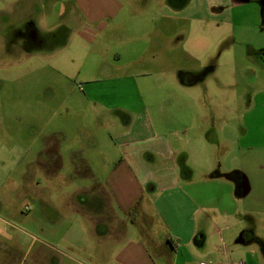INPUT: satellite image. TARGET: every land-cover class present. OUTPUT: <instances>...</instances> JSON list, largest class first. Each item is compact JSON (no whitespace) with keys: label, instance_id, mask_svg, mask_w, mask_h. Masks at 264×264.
Listing matches in <instances>:
<instances>
[{"label":"rangeland","instance_id":"obj_1","mask_svg":"<svg viewBox=\"0 0 264 264\" xmlns=\"http://www.w3.org/2000/svg\"><path fill=\"white\" fill-rule=\"evenodd\" d=\"M59 3L62 0H0V214L9 220L12 235L0 242V264H120L119 252L128 237L99 239L98 235L108 233L94 231L91 219L76 211L77 206L81 210L86 206L92 186L108 170L102 163L106 154L100 151L107 148L113 157L118 156L116 136L123 125L118 120L116 126L109 123L112 117L100 101L110 99L128 108L133 102L128 101L130 96H142L144 105L141 102L136 108L145 106L150 121L167 132L181 131L190 123L189 108L204 116L201 122L205 125L207 117L210 119L208 129L214 121L219 128L218 118L229 112L225 106L249 74L244 69L242 77L239 70L250 62L227 52L214 68L202 69L206 62L203 49H210L213 64L214 54L218 55L215 51L230 42L234 45L235 40L216 46L214 34L209 37L208 29L197 30V23L182 14L178 28L191 31V35L184 38L186 32L180 31L179 46L164 56L168 63L145 61L117 69L116 52L122 51L119 56L124 61L129 46L121 44L109 28L93 40L87 38L79 27L92 28V24L79 21L70 14L69 6ZM262 26L260 22L258 29L264 36ZM29 29L36 31L37 39L25 42L22 34ZM252 36L255 38V33ZM136 44L139 47L134 53L139 54L146 43ZM197 52L202 61L195 64ZM197 67L202 76L198 80L189 75ZM115 74L130 76L127 80L135 81L134 85H114L110 78ZM176 90L177 101L166 104V96ZM188 94L193 96L192 107L185 101ZM212 147L215 160L222 161L218 148ZM56 150L59 164L48 166L44 160ZM75 154L86 164L75 166ZM227 163H232L230 156ZM50 217L56 222L52 219L49 223ZM109 220L127 236L135 234L127 219L109 216ZM251 244L258 255L249 256V264H264V239L256 233L247 244L237 247ZM234 254L226 258L228 264L235 261Z\"/></svg>","mask_w":264,"mask_h":264},{"label":"crops","instance_id":"obj_2","mask_svg":"<svg viewBox=\"0 0 264 264\" xmlns=\"http://www.w3.org/2000/svg\"><path fill=\"white\" fill-rule=\"evenodd\" d=\"M59 5L69 6L70 14L92 24V28L79 27L87 38L93 40L109 28L121 44L129 46L124 61L119 56L122 51L116 52L120 61L117 69L145 61L168 63L164 56L179 46L180 31L186 32L184 38L191 35V31L178 28L177 21L183 15L197 23V30L208 29L209 37L214 34L216 46L234 38L235 44L230 42L220 57L228 52L245 59L250 63L243 64L239 72L242 77L244 69L249 74L225 106L229 112L218 118L219 128L214 121L208 129L210 119L207 117L205 125L201 122L204 116L189 108L190 123L181 131L175 128L167 132L150 121L145 106L136 108L141 102L144 105L142 96H130L133 107L129 109L110 99L100 101L112 117L109 123L116 126L118 120L123 125L116 136L118 156L113 157L107 148L100 151L106 154L102 163L108 166L103 179L98 178L93 185H98L103 195L96 197L94 204L101 223L96 225L97 216L82 207L77 206L76 211L91 219L94 231L108 233L97 234L99 239L128 237L116 259L120 264H228L226 258L236 251L240 253L234 254L236 259L229 264H249V256L256 257L258 249L253 244L243 249L237 246L247 244L254 233L264 239V36L258 29L260 22L264 27V0H62ZM140 42L146 43L144 50L134 53ZM203 50L206 62L202 69L214 68L219 59L209 63L211 51ZM202 55H194L195 64ZM111 77L120 88L135 82H128L130 76L126 75ZM178 96L177 90L168 94L166 104L175 103ZM192 99L191 94L186 96L187 106L189 102L192 107ZM212 146L218 148L222 161L215 160ZM228 156L232 163H227ZM78 157L75 154V166L85 163ZM58 161L57 150L44 160L48 166H56ZM109 216L127 219L135 234L127 236L124 229H116ZM52 219L55 221L52 217L47 220L51 223ZM253 222L255 226L250 224ZM9 228V220L0 214V242L12 239Z\"/></svg>","mask_w":264,"mask_h":264},{"label":"trees","instance_id":"obj_3","mask_svg":"<svg viewBox=\"0 0 264 264\" xmlns=\"http://www.w3.org/2000/svg\"><path fill=\"white\" fill-rule=\"evenodd\" d=\"M231 174H233V172L232 173H228L227 175L229 176ZM99 190L100 189L98 188V185H95V186L92 187V195H90V197L92 196L93 199L92 198L90 199V197H89V200L86 202V204H85L86 206L84 207V209L87 212L93 214L94 216H97L96 217L97 218V222H96L97 224L96 225L101 223L100 222L101 221V217L97 215L98 213L96 214L97 211H96V208H95V205H94L95 201H97V198H99V196H103Z\"/></svg>","mask_w":264,"mask_h":264},{"label":"flooded vegetation","instance_id":"obj_4","mask_svg":"<svg viewBox=\"0 0 264 264\" xmlns=\"http://www.w3.org/2000/svg\"><path fill=\"white\" fill-rule=\"evenodd\" d=\"M22 37L25 39V42H32V41H35L36 39H37V37H36V31L33 29L32 31H30V29L27 31V32H25L24 34H22ZM230 39H233V38H229V40ZM221 42V41H220ZM222 43H219V45H221ZM218 51V55L216 56L215 54H214V56H213V64H214V62L215 61H218V59H219V57H220V53H221V51H222V49H220V48H218L215 52H217ZM210 63V62H209ZM209 66H207V69H205V70H209V68H208ZM212 67V66H211ZM189 75H191L192 76V78L194 77V78H196V79H201L202 78V76H201V71L200 72H191V73H189Z\"/></svg>","mask_w":264,"mask_h":264},{"label":"water","instance_id":"obj_5","mask_svg":"<svg viewBox=\"0 0 264 264\" xmlns=\"http://www.w3.org/2000/svg\"><path fill=\"white\" fill-rule=\"evenodd\" d=\"M242 190H243V193H244V194L247 192V189H246L245 186H243Z\"/></svg>","mask_w":264,"mask_h":264},{"label":"built area","instance_id":"obj_6","mask_svg":"<svg viewBox=\"0 0 264 264\" xmlns=\"http://www.w3.org/2000/svg\"><path fill=\"white\" fill-rule=\"evenodd\" d=\"M203 264H205V263H203ZM233 264H244V263L242 261H238V262H235Z\"/></svg>","mask_w":264,"mask_h":264}]
</instances>
